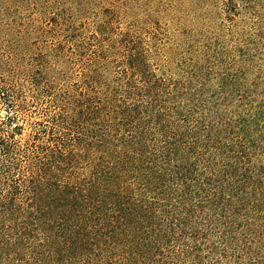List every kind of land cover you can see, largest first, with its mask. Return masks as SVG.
<instances>
[{
	"label": "trees",
	"instance_id": "obj_1",
	"mask_svg": "<svg viewBox=\"0 0 264 264\" xmlns=\"http://www.w3.org/2000/svg\"><path fill=\"white\" fill-rule=\"evenodd\" d=\"M257 3L0 0V264H264Z\"/></svg>",
	"mask_w": 264,
	"mask_h": 264
},
{
	"label": "rangeland",
	"instance_id": "obj_2",
	"mask_svg": "<svg viewBox=\"0 0 264 264\" xmlns=\"http://www.w3.org/2000/svg\"><path fill=\"white\" fill-rule=\"evenodd\" d=\"M256 6L258 7L259 13L258 16L260 18L261 21H263L264 24V0H258V3ZM186 6H183V8H185ZM208 9H210L208 7ZM217 11V10H216ZM234 16H232V14H228L227 17V13L226 14H222L220 16L221 19H218L220 23L222 24H230L231 21H229L230 19H232ZM235 21H238V18L234 17ZM249 19V18H247ZM256 21V18L254 19ZM257 59H259L260 64L262 65V72H264V37L260 39V44H258V46L256 47V56ZM264 74V73H263ZM2 105V104H0ZM40 111H36V110H28L25 111L24 113H17L15 114V118L14 121L21 126L22 130H21V135H19L18 138H20V142H23L24 138L27 136V134L30 132V130L32 129L33 125H30L29 123H31L32 121H38L41 120L40 119ZM4 115V111L0 110V116L2 117Z\"/></svg>",
	"mask_w": 264,
	"mask_h": 264
}]
</instances>
